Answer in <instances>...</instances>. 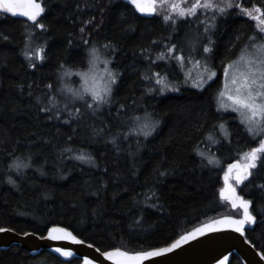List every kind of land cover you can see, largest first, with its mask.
<instances>
[{"label":"trees","instance_id":"obj_1","mask_svg":"<svg viewBox=\"0 0 264 264\" xmlns=\"http://www.w3.org/2000/svg\"><path fill=\"white\" fill-rule=\"evenodd\" d=\"M39 2L45 11L35 23L43 29L0 9V228L41 237L58 226L101 252L136 254L210 221L241 218L243 210L221 197L225 172L245 163L244 153L264 137L253 141L234 112L218 110L217 96L224 65L258 33L256 23L236 8L214 21L211 10L166 22L140 14L130 0ZM233 3L264 9V0ZM27 44L45 58L26 57ZM203 46L211 49L205 54L213 79L201 89L156 92L157 73L175 69V56H203ZM92 48L111 58L118 76L111 103L100 108L60 90L87 67ZM137 117L158 121L151 135L137 131ZM82 153L91 162L76 158ZM251 172L235 189L252 201L256 219L244 238L264 259V164ZM0 264H81V258L11 244L0 248ZM226 264L242 263L231 253Z\"/></svg>","mask_w":264,"mask_h":264},{"label":"snow or ice","instance_id":"obj_2","mask_svg":"<svg viewBox=\"0 0 264 264\" xmlns=\"http://www.w3.org/2000/svg\"><path fill=\"white\" fill-rule=\"evenodd\" d=\"M185 0H131V3L141 13L154 14L157 13V5L163 7L167 5L169 12L163 16V19L167 21H173L174 17L186 18L196 17L198 12L203 9L206 12L215 10L212 15V21L216 19V14H224L230 9H239L244 15L252 20L259 21L261 27L258 29V33L249 37L250 43L245 45L238 56L239 66L236 62H229L223 67L224 75V86L223 90L219 92V97H226L229 101L228 104H224L221 100V106L218 110L228 111L229 109L235 113H238L241 117V124L246 126V131L252 136L253 141L258 137H264V9L255 6L252 11L247 8H242L239 4H234L233 0H222V3H216L215 0H194L190 7H183L182 4ZM0 9H3L6 13L13 15L19 13L26 17L29 21L34 23L35 27L43 29L44 24L35 23L38 20L45 9L39 0H0ZM253 12L257 13L254 15ZM209 27H214V24L209 21ZM209 27H205V32L209 31ZM83 31V29H82ZM7 37H5L6 39ZM211 43V40H209ZM176 45H172L167 49L168 53L171 54L175 49ZM93 53L92 64L95 66V53L96 49L91 50ZM203 51L208 53L211 49L207 46L203 47ZM44 50L38 49L37 56L40 60L45 57L43 55ZM32 52H25V56L31 58ZM163 58L162 56L160 57ZM178 60H184L183 55L176 57ZM107 64L108 62L105 61ZM31 67H36L35 64H31ZM71 73L65 72L64 75H70ZM159 76V73L156 74ZM107 79L105 81V87L102 91L96 90L94 87H86L84 91L90 94V98L94 103H88L85 96L79 92L73 93L78 99L85 100L86 107L88 108H100L103 104L111 103V97L113 92V86L117 83L118 76L111 70L106 69ZM216 76L215 71H211L208 77L209 80ZM147 79V77H146ZM157 84H163L164 80L157 79ZM200 87L201 85H196ZM51 87V85H49ZM71 91V89L69 90ZM151 91V89H150ZM160 91H164L162 87ZM47 111V109H45ZM79 110H77L78 112ZM59 116V112L56 113ZM148 115V114H146ZM139 120V117L136 118ZM158 121H152L150 118L145 120L139 125L140 130L144 136H149L155 130ZM220 129L226 131V126L222 122L219 125ZM204 156V153H198ZM79 160L91 162V157L85 154H81L76 157ZM244 158L247 163L240 165L239 161L228 165V171L225 172V182L227 183L230 173L235 168H241L236 174V183L242 184L245 180L252 175L251 170L257 167V163L264 164V139H259L257 147H253L250 152L244 153ZM209 163H213L212 159L208 160ZM18 168L22 165H16ZM164 173H161L163 175ZM12 182V181H10ZM14 183V182H12ZM228 193V198L232 200L233 207L239 206L243 210V215L239 219L232 217H226L223 221H217V224H221L224 227L233 228L236 232L243 233L246 224L255 222L256 217L252 215L250 207L252 201L244 199L240 196L235 187L228 185L227 189H221V196ZM207 230H212V225L204 226ZM8 231L7 229L0 228V232ZM57 231H65L63 229H50L49 237L51 239H59L57 235L53 233ZM200 229L196 230V234L200 233ZM25 236L29 235L24 233ZM70 235V234H69ZM193 233H189L187 236H182L176 240L169 247L153 249L149 252H138L134 256L129 255L127 252H121L120 249H115L113 252L105 253L109 259H116L117 264H141V261L149 257L160 256L162 253L171 252L174 248L179 247L185 240L190 239ZM75 239V237H73ZM57 252L65 256H70L72 253L65 249H56ZM85 264H92L91 261L85 259Z\"/></svg>","mask_w":264,"mask_h":264},{"label":"water","instance_id":"obj_3","mask_svg":"<svg viewBox=\"0 0 264 264\" xmlns=\"http://www.w3.org/2000/svg\"><path fill=\"white\" fill-rule=\"evenodd\" d=\"M13 16L28 20L19 13ZM225 218H219L197 227L189 232L193 233L192 237L185 240L179 247L174 248L171 252L162 253L160 256L144 259L141 264H226L231 253L236 254L242 264H264L261 253L244 238V232L239 233L233 228L224 227L216 223L217 221L225 220ZM205 225H212V230H207L204 227ZM247 227H249L248 224L245 225V229ZM54 228L65 230L53 233V235L59 236V239L54 240L49 237V230ZM197 229L201 230L199 234H196ZM7 230L0 232V248L18 244L29 253H36L43 249L60 258L79 257L81 258V264H85V259L91 261L92 264H117L116 259H109L105 255V253L113 252L114 250L101 252L63 227H51L43 237L29 232H27L29 235L25 236L24 234H17L12 230ZM189 233L183 236H187ZM171 244L164 247H169ZM57 248L68 250L72 254L65 256L61 252H57ZM129 255L134 256L135 254Z\"/></svg>","mask_w":264,"mask_h":264},{"label":"rangeland","instance_id":"obj_4","mask_svg":"<svg viewBox=\"0 0 264 264\" xmlns=\"http://www.w3.org/2000/svg\"><path fill=\"white\" fill-rule=\"evenodd\" d=\"M193 2H194V0H185V2L182 4V6L185 8L190 7ZM215 2L216 3H222V0H215ZM241 7L247 8V7H243V6H241ZM254 7L255 6L248 7L247 9L252 11ZM157 9H158V11H157V13H154V15L160 16L162 18L164 15L168 14V12H169L167 5H164L163 7L157 5ZM210 12L211 11L206 12L205 10L201 9V11L198 12L197 16H202L204 13H206L207 14L206 16H208L210 14ZM139 13L144 14V15H150V14L141 13V12H139ZM253 14L257 15V13H255V12H253ZM174 18H180V17H174ZM253 21L256 23L258 28L261 27V25L259 24V21H256V20H253ZM201 26H202L201 27L202 31H205L204 29H205V27H207V23H205V25H204L203 22H201ZM26 47L31 48V52L33 53L32 56H34V58L37 59L38 58L37 50L39 48L33 47V46L31 47L30 44H27ZM203 47L201 48V53H203V56H198V57L195 56L194 58L184 57V60H178V59H176L177 56H175L174 57L175 69L172 67H167L166 69H164V71L166 70L167 73H165L163 71L164 74L161 72L162 74L159 73L161 75L155 77L154 82L156 85H154L155 86L154 89L156 90V92H158V93L174 92V91H177V88L181 85H187V86L193 87L195 89L203 88L204 85L210 81L208 79L210 72L215 71V69L210 65V62L208 60L209 57H207V55L203 51ZM91 53H92V51H91ZM240 53H241V51H240ZM240 53L237 54V56L233 60H231L230 62H236V65L239 66L238 56L240 55ZM90 55H91V58L87 63L88 64L87 67H85L84 69H81L80 71H78L76 73V76H77L76 79L70 78L69 80L64 81V84L62 82L60 84V86H61L60 90L63 93H69L70 95H72L73 97L76 98V96H74L73 93L79 92L85 96L87 102H91L92 100L90 98V94L88 92L84 91V89L86 87H88V88L94 87L96 90L102 91L103 88L105 87V81L107 79L106 69H111V67H110L111 58L109 59L107 57L102 56V54L99 52V50L97 48H96V53H95V66H93V64H92L93 54H90ZM155 60H160V59L155 58ZM105 61H107L108 63L106 64ZM168 73L171 75V77H170V75L169 76L167 75ZM161 78L164 80V83L163 84H157L156 83L157 79H161ZM224 82L225 81H224V75H223V70H222L220 91L223 90ZM196 85H201V86L197 87ZM162 87L164 88V91H160V89ZM70 89H71V91H69ZM221 100L223 101L224 104L229 103V101L227 100L226 97H219V95H218L217 96V108L218 109H220ZM82 101H85V100H82ZM221 111L226 112L224 110H221ZM228 111L233 112L230 109ZM235 114L241 123V117L239 116L238 113H235ZM145 120H147V118L139 120V124L137 126V131L140 134H142V131L140 130L139 125H141L143 122H145ZM244 128L246 129V126H244ZM206 154L208 156H210L212 153L207 151ZM207 155H206V158H207ZM245 163H247V161ZM245 163H243V164L239 163V164L242 166ZM226 170L228 171V167ZM241 170L242 169L239 167L233 169L230 173V176H229L227 183L225 182V177H224V184H223L221 189H227L228 185H231L232 187H236L237 185H239L236 183L235 177H236L237 172L241 171ZM221 197L224 198L225 200L229 201L233 207L232 200L228 198L227 192H225V195L221 196ZM233 208H236V207H233Z\"/></svg>","mask_w":264,"mask_h":264},{"label":"bare ground","instance_id":"obj_5","mask_svg":"<svg viewBox=\"0 0 264 264\" xmlns=\"http://www.w3.org/2000/svg\"><path fill=\"white\" fill-rule=\"evenodd\" d=\"M40 237V236H39ZM41 237H43V236H41ZM161 248V247H160ZM157 249V248H156ZM42 250V249H41Z\"/></svg>","mask_w":264,"mask_h":264}]
</instances>
